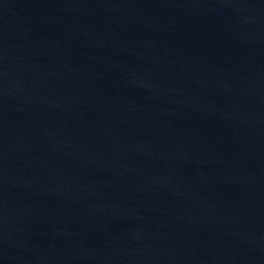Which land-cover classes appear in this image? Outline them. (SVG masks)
<instances>
[{
    "label": "water",
    "instance_id": "water-1",
    "mask_svg": "<svg viewBox=\"0 0 264 264\" xmlns=\"http://www.w3.org/2000/svg\"><path fill=\"white\" fill-rule=\"evenodd\" d=\"M0 264H264V0H0Z\"/></svg>",
    "mask_w": 264,
    "mask_h": 264
}]
</instances>
